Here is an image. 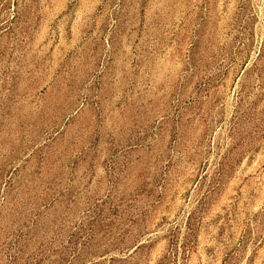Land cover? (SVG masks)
<instances>
[{
    "label": "rangeland",
    "instance_id": "obj_1",
    "mask_svg": "<svg viewBox=\"0 0 264 264\" xmlns=\"http://www.w3.org/2000/svg\"><path fill=\"white\" fill-rule=\"evenodd\" d=\"M0 264H264V0H0Z\"/></svg>",
    "mask_w": 264,
    "mask_h": 264
}]
</instances>
